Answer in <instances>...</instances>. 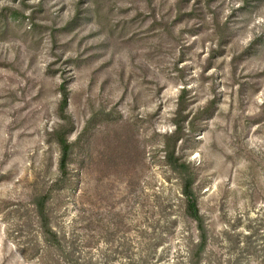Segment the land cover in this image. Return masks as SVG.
I'll return each instance as SVG.
<instances>
[{"label":"rangeland","instance_id":"1","mask_svg":"<svg viewBox=\"0 0 264 264\" xmlns=\"http://www.w3.org/2000/svg\"><path fill=\"white\" fill-rule=\"evenodd\" d=\"M0 264H264V0H0Z\"/></svg>","mask_w":264,"mask_h":264},{"label":"trees","instance_id":"2","mask_svg":"<svg viewBox=\"0 0 264 264\" xmlns=\"http://www.w3.org/2000/svg\"><path fill=\"white\" fill-rule=\"evenodd\" d=\"M67 105H68V91L62 88L61 100L58 109L59 118L62 121V124L52 134L53 141L57 144L60 150V158L58 163L60 180L65 179L67 176L68 162L71 153V144L67 139V135L71 130L70 127L71 122L69 116L65 114ZM167 161L174 170L178 171L181 174L184 173L186 169L185 164L183 163L179 164L172 152L168 153ZM183 180L184 182L182 186V194L185 197V202H186L185 212L187 216L190 217L196 223V228L199 233V236L195 248H197V252H198L197 255H199L201 252L205 250L207 245L206 228L203 219L199 213L194 192L192 191V185H193L192 177L190 175L187 177L184 176ZM48 198L49 195L45 194L36 199L35 201L36 215L39 219L40 228L42 229L43 236L46 239L47 243L49 245H55L57 244V237L49 226L47 209H46V202Z\"/></svg>","mask_w":264,"mask_h":264}]
</instances>
